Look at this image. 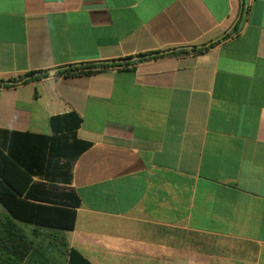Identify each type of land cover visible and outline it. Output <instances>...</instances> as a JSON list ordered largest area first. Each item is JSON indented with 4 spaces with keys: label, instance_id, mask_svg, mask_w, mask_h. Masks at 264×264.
Masks as SVG:
<instances>
[{
    "label": "crops",
    "instance_id": "0c3cea01",
    "mask_svg": "<svg viewBox=\"0 0 264 264\" xmlns=\"http://www.w3.org/2000/svg\"><path fill=\"white\" fill-rule=\"evenodd\" d=\"M26 75L0 148L45 145L91 264H264V0H0V81Z\"/></svg>",
    "mask_w": 264,
    "mask_h": 264
},
{
    "label": "trees",
    "instance_id": "16d2710c",
    "mask_svg": "<svg viewBox=\"0 0 264 264\" xmlns=\"http://www.w3.org/2000/svg\"><path fill=\"white\" fill-rule=\"evenodd\" d=\"M160 56L152 53L137 59L74 65L58 73L74 77L109 68L134 70L138 64ZM28 77L0 81V87L25 83ZM20 137L13 136L8 153L0 148V204L5 209L0 208V264H91L70 246L65 235L74 229L80 206L78 196L73 190L33 181L35 171L42 165L45 145L40 141L37 146L34 140L24 143Z\"/></svg>",
    "mask_w": 264,
    "mask_h": 264
},
{
    "label": "rangeland",
    "instance_id": "374dc122",
    "mask_svg": "<svg viewBox=\"0 0 264 264\" xmlns=\"http://www.w3.org/2000/svg\"><path fill=\"white\" fill-rule=\"evenodd\" d=\"M0 208H3V206L0 204Z\"/></svg>",
    "mask_w": 264,
    "mask_h": 264
}]
</instances>
